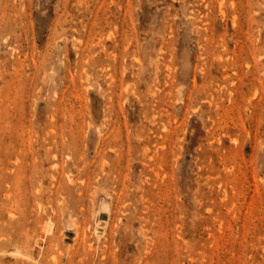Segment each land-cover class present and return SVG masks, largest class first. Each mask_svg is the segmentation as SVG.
Wrapping results in <instances>:
<instances>
[{"label":"rangeland","instance_id":"rangeland-1","mask_svg":"<svg viewBox=\"0 0 264 264\" xmlns=\"http://www.w3.org/2000/svg\"><path fill=\"white\" fill-rule=\"evenodd\" d=\"M0 264H264V0H0Z\"/></svg>","mask_w":264,"mask_h":264}]
</instances>
